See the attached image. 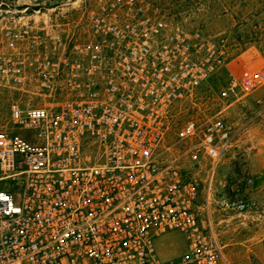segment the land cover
I'll list each match as a JSON object with an SVG mask.
<instances>
[{"label":"built area","instance_id":"2783aa9c","mask_svg":"<svg viewBox=\"0 0 264 264\" xmlns=\"http://www.w3.org/2000/svg\"><path fill=\"white\" fill-rule=\"evenodd\" d=\"M84 11L76 36L39 10L3 31L0 264H231L218 216L256 208L253 180L214 191L235 130L187 113L221 50L150 0ZM263 83V67L232 72L219 93Z\"/></svg>","mask_w":264,"mask_h":264},{"label":"rangeland","instance_id":"374dc122","mask_svg":"<svg viewBox=\"0 0 264 264\" xmlns=\"http://www.w3.org/2000/svg\"><path fill=\"white\" fill-rule=\"evenodd\" d=\"M95 0H0V52L4 29L19 17L39 10L38 20H47L58 32L75 36L82 32L85 6ZM169 20L186 28H198L212 37L224 57V66L196 92L187 113L221 112L235 130L231 148L215 170V192L224 178L238 183L249 175L248 195L256 208L242 215L218 216V238L231 264H264V83L254 92L235 90L225 96L230 73L264 68V0H150ZM30 20V18H28ZM14 91L0 84V123L7 117ZM201 179L204 174L199 173ZM227 230V232H225Z\"/></svg>","mask_w":264,"mask_h":264},{"label":"crops","instance_id":"0c3cea01","mask_svg":"<svg viewBox=\"0 0 264 264\" xmlns=\"http://www.w3.org/2000/svg\"><path fill=\"white\" fill-rule=\"evenodd\" d=\"M225 232H227V230Z\"/></svg>","mask_w":264,"mask_h":264}]
</instances>
